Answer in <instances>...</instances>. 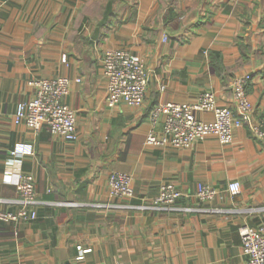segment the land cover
<instances>
[{"label": "crops", "instance_id": "crops-1", "mask_svg": "<svg viewBox=\"0 0 264 264\" xmlns=\"http://www.w3.org/2000/svg\"><path fill=\"white\" fill-rule=\"evenodd\" d=\"M107 48L143 61L141 106L106 104ZM242 73L252 76L253 111L231 142L146 144L153 106L214 90L234 107L231 79ZM62 74L73 80L75 140L15 117L34 96L32 79ZM263 116L264 0H0V209L20 208V173L34 176L39 200L34 220L0 219V264H247L239 228L264 223V143L250 127ZM118 170L133 175V197L110 194ZM171 180L183 195L174 208L155 206ZM201 183L220 191L201 201Z\"/></svg>", "mask_w": 264, "mask_h": 264}, {"label": "built area", "instance_id": "built-area-1", "mask_svg": "<svg viewBox=\"0 0 264 264\" xmlns=\"http://www.w3.org/2000/svg\"><path fill=\"white\" fill-rule=\"evenodd\" d=\"M102 70L108 81L105 90V102L108 106L126 103L141 106L144 103L148 72L144 63L130 50L107 48L101 55ZM252 80L250 73L236 74L231 79L234 107L220 106L218 94L214 90L202 92L194 102L162 101L149 113L151 128L146 134V144L159 146L172 145L178 148L192 147L207 136H216L223 144L233 139L236 128L251 120L253 105L249 98L248 85ZM72 78L57 75L54 78L36 77L31 83L35 88L34 96L21 102L16 110V121L25 122L38 131L43 125L67 140H75L77 135V110L65 102ZM164 88V86H162ZM199 111L211 112L214 119L204 121L197 117ZM163 118L162 134L156 132L157 124ZM253 135L264 143V116L251 123ZM109 191L113 197H133V175L126 171H113L109 175ZM18 210L0 209V219L4 221H30L38 217L35 206L39 202L36 196L34 176L20 173L16 182ZM227 192L234 195L241 190V184L232 180L226 185ZM220 190L210 184L201 183L196 196L201 201L212 200ZM183 195L174 181L161 184L154 197L157 207L174 208ZM243 252L248 256L247 264H264V223L260 225L244 224L239 228Z\"/></svg>", "mask_w": 264, "mask_h": 264}, {"label": "rangeland", "instance_id": "rangeland-1", "mask_svg": "<svg viewBox=\"0 0 264 264\" xmlns=\"http://www.w3.org/2000/svg\"><path fill=\"white\" fill-rule=\"evenodd\" d=\"M207 201H210V200H207Z\"/></svg>", "mask_w": 264, "mask_h": 264}, {"label": "trees", "instance_id": "trees-1", "mask_svg": "<svg viewBox=\"0 0 264 264\" xmlns=\"http://www.w3.org/2000/svg\"><path fill=\"white\" fill-rule=\"evenodd\" d=\"M154 107V106H153Z\"/></svg>", "mask_w": 264, "mask_h": 264}]
</instances>
